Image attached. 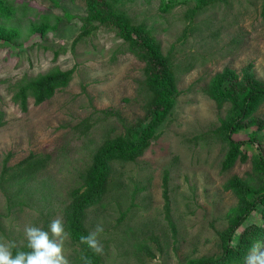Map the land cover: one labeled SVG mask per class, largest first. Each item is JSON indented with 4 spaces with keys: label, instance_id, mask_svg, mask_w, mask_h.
I'll list each match as a JSON object with an SVG mask.
<instances>
[{
    "label": "rangeland",
    "instance_id": "1",
    "mask_svg": "<svg viewBox=\"0 0 264 264\" xmlns=\"http://www.w3.org/2000/svg\"><path fill=\"white\" fill-rule=\"evenodd\" d=\"M8 1L31 7L24 16L19 15L22 26L42 13L49 14L51 23L56 24L44 36L23 39L19 45H0V172L6 156L7 166L18 164L30 153L48 156L37 173L39 185H29L13 200L10 193L16 187L11 189L0 179V238L14 240L15 253L26 250L22 235L26 224L43 228L45 220L50 223L60 217L68 233L64 208L70 193L80 189L78 173L103 134L123 132V120L134 121L143 113L138 94L143 64L125 49L112 27L98 28L72 45L80 31L78 15L86 12L82 0ZM263 2L216 3L194 18L195 27H188L184 37L190 22L183 16L192 2L178 4L168 12L160 10V0L126 3L136 21L154 26L164 52L173 45L175 62L181 67L177 75L180 93L157 128V138L136 160L111 164L110 190L86 211L85 224L90 231L97 223L104 227L101 264H197L218 257L222 252L220 233L238 210L237 190H263L264 172L260 167L254 169L257 143L240 147L247 155L244 161L238 157L231 168H221L226 146L214 139L211 131L226 117L231 103L219 107L207 93L220 75L264 85ZM65 12L74 16L68 18ZM185 66L190 69L183 71ZM53 67H74L67 86L40 104L29 97L26 110H22L13 100L15 84ZM105 109L112 113H104ZM251 117L256 119L254 124L243 120L234 139H247V133L256 129L255 123L264 121V101ZM85 120L93 126L83 134L79 125ZM258 131L264 145V127ZM165 172L175 230L164 218ZM253 224L264 227L260 210H254L234 236ZM134 229H138L136 233H132ZM259 242L264 245V238ZM64 252L71 264H78L80 247L69 233Z\"/></svg>",
    "mask_w": 264,
    "mask_h": 264
},
{
    "label": "trees",
    "instance_id": "2",
    "mask_svg": "<svg viewBox=\"0 0 264 264\" xmlns=\"http://www.w3.org/2000/svg\"><path fill=\"white\" fill-rule=\"evenodd\" d=\"M52 1L57 3L58 0ZM82 1L86 12L83 15H78L81 26L72 45L75 46L90 34H95L98 28L110 29L112 27L116 29V35L122 40L125 49L143 64L142 81L138 87V94L143 101L142 115L128 123L123 120V132L121 133L103 134L101 143L89 156L85 168L78 173L79 191L73 190L70 193L68 204L64 208V220L67 224L69 237L74 244L80 247V254L76 258L78 264H81V254L89 256L92 264H101L99 255L79 243L80 237L86 236L90 232L85 224L86 211L90 206L100 202L110 190L112 185L111 164L136 160L144 154L152 140L159 135L156 130L171 112L174 100L180 93L177 75L181 67L180 63L175 62L173 45L164 52L161 42L155 34L154 26L145 20L138 22L130 15L126 3L134 0ZM188 2H192L193 5H188L184 12L183 17L190 24L184 28L183 37L188 27H195L192 24L195 17L208 7L216 3H225L227 0H160V10L168 12L176 5ZM30 8L25 3L16 6L11 1L0 0V45L5 46L10 42L12 45H19L24 41L23 39L29 40L35 35L44 36L49 30L55 29L56 24L51 23L50 15L47 13L40 14L37 20H30L22 26L19 15L24 16ZM262 10L264 16V2ZM65 15L68 18L74 16L68 12H65ZM188 69L190 67L185 66L183 71ZM74 70V67L66 70L53 67L44 73L24 77L15 84L13 100L20 103L22 110H26L29 97L33 98L35 104H40L51 98L58 89L67 86ZM207 93L219 107H222L225 102L231 103L226 117L221 118L220 124L211 131L214 139L221 141L226 146L221 168L223 170L231 168L238 157L244 161L247 155L240 147L253 146L257 143L259 151L253 158L254 169L258 170L260 167L262 171L260 172L263 173L264 145L260 144L258 130L264 127V121L259 120L255 123L256 129L247 133V139L236 140L233 138V134L239 127H242L243 120L249 119L246 123L254 124L256 119L251 115L258 104L264 101V85L253 83L252 80L246 82L244 79L238 82L230 75H220L214 80ZM103 112L112 113L111 109H105ZM120 119L122 120V118ZM2 125L3 113L0 109V127ZM79 126L83 130L82 133L86 134L93 124L85 120ZM46 158L48 156L30 153L18 164L7 166L8 156H6L0 172V179H4L11 189L16 187L14 192L10 193L13 197L12 200L20 195L19 192L29 188V185L35 183L39 185L36 181L37 173L45 167ZM162 185L165 200L164 218L168 226L175 230V223L169 207L167 172L164 173ZM237 191L239 197L237 213L230 221L228 228L220 233L221 254L215 258L202 259L197 264L244 263L252 246L264 238V227L260 224L245 226L236 237L234 236L238 227L243 225L245 219L254 210H260L264 218V188L263 190L256 188L250 192L245 188ZM255 192H258L256 196L253 194ZM48 224L47 219L43 226L45 230H47ZM137 230L134 229L132 233H136ZM234 238L235 240H233ZM234 243L235 247H233Z\"/></svg>",
    "mask_w": 264,
    "mask_h": 264
},
{
    "label": "clouds",
    "instance_id": "3",
    "mask_svg": "<svg viewBox=\"0 0 264 264\" xmlns=\"http://www.w3.org/2000/svg\"><path fill=\"white\" fill-rule=\"evenodd\" d=\"M104 232L101 223H97L86 236H81L79 243L99 255L103 252L100 236ZM24 249L17 250L14 240L0 238V264H71L64 252L68 233L62 218L50 221L47 230L35 224H26L23 228ZM235 243L233 247H235ZM81 264H92L89 256L81 254ZM244 264H264V245L255 243L244 259Z\"/></svg>",
    "mask_w": 264,
    "mask_h": 264
}]
</instances>
